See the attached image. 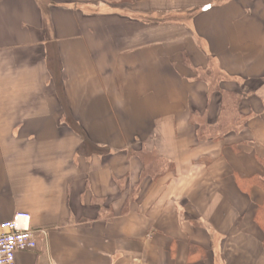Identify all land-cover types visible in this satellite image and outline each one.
I'll list each match as a JSON object with an SVG mask.
<instances>
[{
  "label": "crops",
  "instance_id": "0c3cea01",
  "mask_svg": "<svg viewBox=\"0 0 264 264\" xmlns=\"http://www.w3.org/2000/svg\"><path fill=\"white\" fill-rule=\"evenodd\" d=\"M263 179L264 0H0L17 264H264Z\"/></svg>",
  "mask_w": 264,
  "mask_h": 264
},
{
  "label": "built area",
  "instance_id": "2783aa9c",
  "mask_svg": "<svg viewBox=\"0 0 264 264\" xmlns=\"http://www.w3.org/2000/svg\"><path fill=\"white\" fill-rule=\"evenodd\" d=\"M38 234H47L44 228L34 229L31 215L18 212L12 219L0 224V264H17L19 251L36 249Z\"/></svg>",
  "mask_w": 264,
  "mask_h": 264
},
{
  "label": "trees",
  "instance_id": "16d2710c",
  "mask_svg": "<svg viewBox=\"0 0 264 264\" xmlns=\"http://www.w3.org/2000/svg\"><path fill=\"white\" fill-rule=\"evenodd\" d=\"M59 87L63 88L62 84ZM241 119L242 120L237 119L238 122L235 124L236 126L241 127V126L244 125L245 121H244L243 117ZM225 129H226V125H225V123H222L219 126L218 131L223 132ZM86 143H87V141L85 139L84 145H86ZM99 151L103 152L104 150L103 149H99ZM151 155H153V154H151ZM153 156H154L153 157L154 159L152 158L150 160V163L144 169L145 173H151V174H153L155 176H158L164 170H166L165 168H168V169L172 168V166H173L172 163H169L168 161L160 159L156 155H153ZM259 183H260L261 187L264 189V179L260 180ZM259 217H260V219H262V217H264V206L259 209Z\"/></svg>",
  "mask_w": 264,
  "mask_h": 264
}]
</instances>
